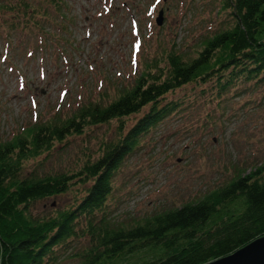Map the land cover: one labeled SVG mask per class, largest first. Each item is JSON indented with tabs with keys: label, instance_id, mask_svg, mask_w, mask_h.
<instances>
[{
	"label": "trees",
	"instance_id": "trees-1",
	"mask_svg": "<svg viewBox=\"0 0 264 264\" xmlns=\"http://www.w3.org/2000/svg\"><path fill=\"white\" fill-rule=\"evenodd\" d=\"M17 3L0 5V11L16 13L18 26L47 34L41 15L68 32L64 0ZM222 10L227 23L195 52L174 44L115 97L90 102L72 115L56 114L0 142V264H209L264 238V164L134 225L109 213L121 164L137 151L141 137L181 109L172 99L179 91L209 84L222 96L264 83V0H222ZM56 34L50 31L51 41ZM132 118L138 119L128 126ZM113 123L112 137L73 168H43L58 146L64 150L71 138ZM80 187L71 205L40 209Z\"/></svg>",
	"mask_w": 264,
	"mask_h": 264
},
{
	"label": "rangeland",
	"instance_id": "rangeland-1",
	"mask_svg": "<svg viewBox=\"0 0 264 264\" xmlns=\"http://www.w3.org/2000/svg\"><path fill=\"white\" fill-rule=\"evenodd\" d=\"M18 1L0 0V5ZM64 1L70 20L65 34L62 23L51 26L41 15L47 34L22 28L14 21L16 13L0 11V142L56 114L72 115L90 102L115 97L166 49L175 44L193 53L228 21L222 0ZM160 13L162 26L157 25ZM50 31L58 33L53 41ZM246 86L222 96L209 84L179 91L172 99L181 109L141 137L137 151L121 164L109 202L111 217L134 225L199 200L264 164V83ZM137 119H129L128 126ZM113 133L115 123L71 138L43 168L71 169ZM83 189L40 209L69 206Z\"/></svg>",
	"mask_w": 264,
	"mask_h": 264
},
{
	"label": "water",
	"instance_id": "water-1",
	"mask_svg": "<svg viewBox=\"0 0 264 264\" xmlns=\"http://www.w3.org/2000/svg\"><path fill=\"white\" fill-rule=\"evenodd\" d=\"M160 13L157 25L162 26L164 18ZM209 264H264V238H261L235 254Z\"/></svg>",
	"mask_w": 264,
	"mask_h": 264
}]
</instances>
